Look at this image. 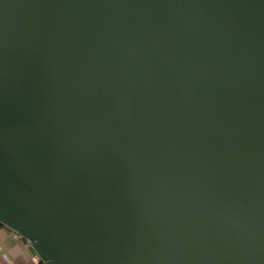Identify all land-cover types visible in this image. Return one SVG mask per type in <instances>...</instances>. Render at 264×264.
<instances>
[{"label":"water","instance_id":"water-1","mask_svg":"<svg viewBox=\"0 0 264 264\" xmlns=\"http://www.w3.org/2000/svg\"><path fill=\"white\" fill-rule=\"evenodd\" d=\"M0 224L41 264H264V0H0Z\"/></svg>","mask_w":264,"mask_h":264},{"label":"crops","instance_id":"crops-1","mask_svg":"<svg viewBox=\"0 0 264 264\" xmlns=\"http://www.w3.org/2000/svg\"><path fill=\"white\" fill-rule=\"evenodd\" d=\"M30 244L0 224V264H40Z\"/></svg>","mask_w":264,"mask_h":264},{"label":"built area","instance_id":"built-area-1","mask_svg":"<svg viewBox=\"0 0 264 264\" xmlns=\"http://www.w3.org/2000/svg\"><path fill=\"white\" fill-rule=\"evenodd\" d=\"M19 236H20L19 234L14 233V237H15V238H17V237H19ZM38 261L40 262L39 258H38Z\"/></svg>","mask_w":264,"mask_h":264},{"label":"trees","instance_id":"trees-1","mask_svg":"<svg viewBox=\"0 0 264 264\" xmlns=\"http://www.w3.org/2000/svg\"><path fill=\"white\" fill-rule=\"evenodd\" d=\"M41 264V263H40Z\"/></svg>","mask_w":264,"mask_h":264}]
</instances>
